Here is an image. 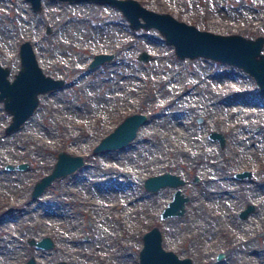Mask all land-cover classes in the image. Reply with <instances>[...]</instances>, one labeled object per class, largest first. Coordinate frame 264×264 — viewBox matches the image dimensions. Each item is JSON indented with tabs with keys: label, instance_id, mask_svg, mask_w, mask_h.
I'll return each mask as SVG.
<instances>
[{
	"label": "rangeland",
	"instance_id": "1",
	"mask_svg": "<svg viewBox=\"0 0 264 264\" xmlns=\"http://www.w3.org/2000/svg\"><path fill=\"white\" fill-rule=\"evenodd\" d=\"M138 1L200 29L264 37V0ZM23 40L42 71L64 83L40 93L9 132L11 114L0 101V264H24L30 255L36 264H139L142 234L152 226L164 249L193 264H264V96L250 74L179 58L156 28L133 29L117 7L94 0H41L40 10L0 0V64L10 78ZM141 50L147 61L137 58ZM101 52L113 57L89 68ZM133 112L146 119L131 141L92 151ZM211 130L224 134L222 147L207 137ZM61 150L82 155L83 164L31 197ZM17 163L27 166L6 168ZM242 169L249 177L233 176ZM164 171L184 179L181 215L159 216L174 187H144ZM247 203L254 208L241 218ZM43 235L51 248L29 244Z\"/></svg>",
	"mask_w": 264,
	"mask_h": 264
},
{
	"label": "water",
	"instance_id": "2",
	"mask_svg": "<svg viewBox=\"0 0 264 264\" xmlns=\"http://www.w3.org/2000/svg\"><path fill=\"white\" fill-rule=\"evenodd\" d=\"M27 1H29L33 10L41 9V0ZM94 1L110 3L117 7L133 29L156 28L165 41L172 45L175 55L179 58L192 59L201 56L241 68L253 77L260 94L264 96V53L261 51L264 37L262 35L251 38L240 33L224 34L200 29L193 24L176 19L167 12L149 9L138 0ZM18 54L19 68L11 78L9 77V66L0 64V101L3 108L11 114L9 122L4 127L5 132L18 128L32 114L37 107L40 93L53 90L64 83V78L53 77L42 71L29 40L20 42ZM112 57V53H95L88 67L91 68ZM149 57L150 54L145 50H141L137 55V58L141 61H147ZM145 119L146 115L141 112L125 115L111 131L100 138L92 151L116 149L126 145L135 137L139 125ZM197 121H201V118L198 117ZM207 137L216 141L219 147H222L225 143V136L221 131L211 130L208 132ZM82 164V155L71 154L62 150L58 151L50 171L42 175L32 185L30 196H38L53 179L75 171ZM26 166V163H17L15 165L7 164L6 168L22 169ZM249 175V169L233 173L236 178L249 177ZM183 183L184 179L182 177L168 171L150 175L144 179V187L150 191L162 186L174 187L171 199L167 201L159 213L160 218L181 215L184 212V205L188 196L183 194L179 188ZM253 208L252 203H247L239 211L238 216L245 218ZM28 242L30 245L41 249H48L54 245V241L48 235H43L37 239L30 238ZM221 257L222 252H218L216 259ZM138 263L193 264V261L188 256L179 257L172 250L164 249L161 245L159 228L152 226L142 234V246L138 252ZM24 264H36L34 256L27 257ZM56 264H66V262L60 260ZM196 264L207 263L201 261Z\"/></svg>",
	"mask_w": 264,
	"mask_h": 264
},
{
	"label": "flooded vegetation",
	"instance_id": "3",
	"mask_svg": "<svg viewBox=\"0 0 264 264\" xmlns=\"http://www.w3.org/2000/svg\"><path fill=\"white\" fill-rule=\"evenodd\" d=\"M244 208V207H243Z\"/></svg>",
	"mask_w": 264,
	"mask_h": 264
}]
</instances>
